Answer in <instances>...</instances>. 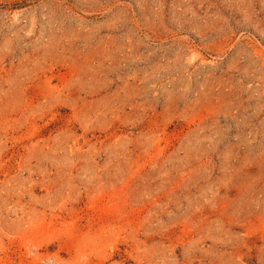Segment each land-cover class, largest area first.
<instances>
[{
	"label": "rangeland",
	"instance_id": "374dc122",
	"mask_svg": "<svg viewBox=\"0 0 264 264\" xmlns=\"http://www.w3.org/2000/svg\"><path fill=\"white\" fill-rule=\"evenodd\" d=\"M0 264H264V0H0Z\"/></svg>",
	"mask_w": 264,
	"mask_h": 264
}]
</instances>
